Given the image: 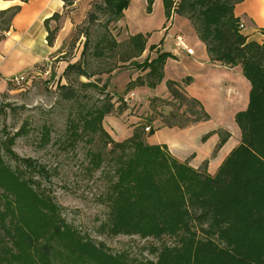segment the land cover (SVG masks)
I'll return each instance as SVG.
<instances>
[{
  "label": "trees",
  "instance_id": "1",
  "mask_svg": "<svg viewBox=\"0 0 264 264\" xmlns=\"http://www.w3.org/2000/svg\"><path fill=\"white\" fill-rule=\"evenodd\" d=\"M62 1L63 10L43 20L49 46L60 28L49 22L57 23L63 12L67 13L64 17L69 15L75 2ZM153 1L147 0L149 11ZM162 1L166 20L172 14L188 19L205 45L209 62L241 66L250 89L246 108L234 115L239 142L212 174L207 170V159L193 167L189 161L192 155L180 160L166 144L148 143L147 136L158 127L138 123L129 136L114 139L103 125L105 116L115 109L112 93L106 82L92 77L128 63L138 66L143 74L130 79L125 92L138 86L154 88L164 77L166 60L175 56L158 51L139 63L149 33L128 34L118 41L112 32L130 0H90L85 19L76 26L71 41L55 50L62 52L67 44L73 46L79 35L84 36L80 60L64 67L67 83L59 86V99L71 103L64 141L69 147L80 141L89 145L86 170H98L105 162L109 165L103 191L97 196L106 205L99 233L156 239L167 236L174 242L151 247L155 259H136L130 258L127 250L112 251L103 241L82 232L65 218L62 206L43 185L42 180L50 176L45 165L14 151L15 139L28 132L25 126L13 134L2 127L0 264H264V38L261 42L248 40L242 31L241 17L235 15L234 7L243 0ZM19 11L18 4L0 9V41ZM259 31L264 36V27ZM107 59L115 60L106 68L92 67L94 62L101 64ZM47 65L34 64L31 68L39 74L30 72L32 80L46 75ZM191 81L190 76L167 81L171 98L179 105L191 106V117L183 120L184 112L158 111L162 126L186 128L208 119L202 103L185 91ZM93 92L98 94L94 100ZM119 98L122 110L125 101ZM157 99L153 96L151 102ZM147 126L149 131L145 132ZM39 131L44 146L50 141L49 124L41 125ZM212 132L219 137L215 150L231 135L218 129L202 138Z\"/></svg>",
  "mask_w": 264,
  "mask_h": 264
},
{
  "label": "rangeland",
  "instance_id": "2",
  "mask_svg": "<svg viewBox=\"0 0 264 264\" xmlns=\"http://www.w3.org/2000/svg\"><path fill=\"white\" fill-rule=\"evenodd\" d=\"M89 1L75 2L70 17L64 20L58 35L59 46L71 41L76 26L82 24L85 19ZM240 3L235 5V10ZM164 10L162 0H154L150 11L147 9V0H130L124 16L112 28L118 41L126 39L129 33H149L147 50L137 59L139 63L154 57L158 51H167L177 57L167 60L164 77L154 88L138 86L125 92L126 83L143 74L138 66L128 63L119 64L111 72H101L92 77V80L98 79L99 83L106 82L107 90L113 96L115 109L105 116L103 125L116 140L129 136L134 125L138 123L150 125L152 129L158 127L147 136L148 143L166 144L179 159L194 153L193 166L207 159L209 172H214L221 158L238 141L240 132L234 115L247 106L249 82L240 70L230 72L229 76H222L213 73L214 69L209 68V64H200L199 62H204L205 53L202 48L197 49L191 42V37H195V34L190 22L177 14H172L166 20ZM66 14L63 12L57 23L50 21V26L59 27ZM175 32L181 33L184 41L195 50L193 55L174 45ZM83 41L84 36L79 35L73 46L67 44L62 52H52L48 59L39 62V65L48 64L50 72L33 80L29 74L34 72L33 68L25 69L26 65L14 61L13 57L5 60L0 56V128L4 127L10 134L22 125L28 130L26 134L15 139L13 149L18 155L32 157L45 165L50 176L49 179L42 180V183L60 203L68 221L82 232L89 233L96 241H103L112 251L125 249L130 258L155 259V254L150 251L151 247H160L163 243L171 244L174 238H142L136 234L109 236L98 232L100 222L105 217L106 205H103L97 196L103 191V177L110 170L109 165L105 162L98 170H86V151L89 145L80 141L74 147H69L64 141L66 117L71 103L59 99V86L67 83L62 74L64 67L80 60ZM151 45L154 47L150 48ZM1 54L3 53L0 49ZM114 60L107 59L101 64L94 62L92 67L106 68ZM22 73L25 74L23 82L13 84L8 80ZM187 76L192 78L189 92L197 94L208 113V119L187 129L160 126L158 111L165 114L171 110L184 112L181 116L183 120H186L187 116L191 117V106L179 105L171 98L167 88L169 79L181 81ZM80 80L86 81L84 77H80ZM74 84L77 85V82L74 81ZM97 96L98 94L93 92L91 99L94 100ZM120 96L125 101L122 110ZM126 96L130 97L125 100ZM153 96H158V99L151 102ZM44 124H49L51 136L50 141L43 146L40 144L39 129ZM218 129H226L231 135L215 155L218 133L212 132L206 138L202 136ZM144 131L147 132L145 129Z\"/></svg>",
  "mask_w": 264,
  "mask_h": 264
},
{
  "label": "crops",
  "instance_id": "3",
  "mask_svg": "<svg viewBox=\"0 0 264 264\" xmlns=\"http://www.w3.org/2000/svg\"><path fill=\"white\" fill-rule=\"evenodd\" d=\"M76 1L77 0H75V2ZM17 4L20 5V11L14 16L11 29L6 34V37L4 38V40L0 41V49L3 53L0 56L5 60L8 57H13L14 61L24 63L26 65L25 69H30L34 64L48 59L49 55L61 46V45L59 46V43H57V38H58L60 31L63 28L62 25H63L64 20L70 17V14L72 13V11H70L69 15L63 18L60 28H58L56 39L53 45L49 46L45 38L47 32L44 27L43 20L46 17L53 14V12L55 11L61 12L63 10V1L62 0H28V1L0 0V9L6 8L12 5H17ZM238 6L239 7H237L236 10L234 9L235 10L234 12H235V15L241 17V20L244 22V28L242 31L247 35V39L256 40L258 42H261L264 36H263V33L259 31V29L261 27H264V0H243ZM73 9H74V5H73ZM178 33L179 32H175L174 34H178ZM126 36H128V34ZM194 36L195 37H191V42L193 43V46L196 47L197 49L202 48L203 52L205 53L204 62H199L200 64H203V63L209 64L210 66L209 68L214 69L212 71L213 73L217 75H222V76H225V75L229 76L230 72H235L236 70H240L242 72L240 65H237L234 67H226L220 64L209 62L204 43L196 36V34ZM173 41H174V38H173ZM185 44L192 50L193 53L191 55H193L195 53V50H193V48H191L186 42ZM174 56L177 57L175 54ZM190 84L191 82L184 87L187 95L195 97L199 100V102H201L197 94H195V92H191V93L189 92ZM249 89H250V83H249ZM190 127L192 126H189L186 128H178V127H174V128L187 129ZM239 140H240V135H239L237 143L239 142ZM236 144H234L226 152L225 156ZM221 147L217 150H214L215 155L218 154ZM168 149L173 154V151L170 149V147ZM190 155L192 156L190 157ZM193 155L194 153H190L185 158L180 159V160H184L190 157L189 161H190V164L192 165ZM225 156L221 158L220 162L218 163V166L220 165L222 160L225 158ZM200 163L197 166H199ZM197 166H193V167H197ZM207 170H208V164H207ZM215 171L209 172L208 170V172L212 174H214Z\"/></svg>",
  "mask_w": 264,
  "mask_h": 264
},
{
  "label": "built area",
  "instance_id": "4",
  "mask_svg": "<svg viewBox=\"0 0 264 264\" xmlns=\"http://www.w3.org/2000/svg\"><path fill=\"white\" fill-rule=\"evenodd\" d=\"M240 27L241 28H244V22L242 20L240 22ZM173 37H174L173 43H174L175 46H178L180 48H183V50L185 49L186 52L189 53V54H192L193 53L192 50L185 44L184 39L182 38L183 36H181L179 34H175V36H173ZM49 71L50 70H49V66H48V68L46 69V71L44 72V74H48ZM33 73L39 74V72H35V71ZM9 80L13 84H19V83H21V82H23L25 80V74L22 73V74H19V75H14V76L10 77ZM129 97L130 96H126L125 100H127ZM145 130L146 131H149V127L148 126L145 127Z\"/></svg>",
  "mask_w": 264,
  "mask_h": 264
}]
</instances>
